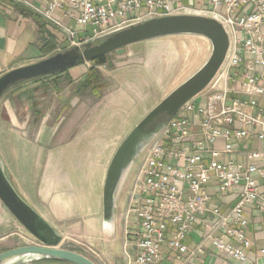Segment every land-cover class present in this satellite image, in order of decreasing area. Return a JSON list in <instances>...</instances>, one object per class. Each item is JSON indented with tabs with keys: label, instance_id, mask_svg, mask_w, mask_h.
Segmentation results:
<instances>
[{
	"label": "built area",
	"instance_id": "obj_1",
	"mask_svg": "<svg viewBox=\"0 0 264 264\" xmlns=\"http://www.w3.org/2000/svg\"><path fill=\"white\" fill-rule=\"evenodd\" d=\"M9 1L59 29L67 48L165 16L199 15L222 26L228 47L220 67L132 164L121 213L123 259L186 264L209 243L237 264H257L247 257V229L248 207L264 215V0ZM231 192L235 202L222 211L213 199ZM193 226L202 236L189 247Z\"/></svg>",
	"mask_w": 264,
	"mask_h": 264
},
{
	"label": "rangeland",
	"instance_id": "obj_2",
	"mask_svg": "<svg viewBox=\"0 0 264 264\" xmlns=\"http://www.w3.org/2000/svg\"><path fill=\"white\" fill-rule=\"evenodd\" d=\"M210 51L207 39L193 35L133 44L96 66L103 85L100 97L82 91L83 79L47 82L30 88V98L17 100L13 123L0 120L5 173L18 194L60 234L59 249L102 264L113 247L112 256L122 264L120 226L115 221V241L102 227V186L109 162L132 128L193 75ZM134 171L132 166L124 179L120 210ZM10 230L15 234L0 241V252L37 243L19 224ZM8 231L0 230V237Z\"/></svg>",
	"mask_w": 264,
	"mask_h": 264
},
{
	"label": "water",
	"instance_id": "obj_3",
	"mask_svg": "<svg viewBox=\"0 0 264 264\" xmlns=\"http://www.w3.org/2000/svg\"><path fill=\"white\" fill-rule=\"evenodd\" d=\"M193 35L211 45L207 61L188 79L154 106L127 134L114 152L102 186V225L113 230L117 195L133 162L158 131L212 79L225 57L228 39L215 20L199 15H175L149 19L120 29L97 42L66 48L36 63L12 69L0 76V99L17 85L91 63L127 46L162 37ZM0 202L17 223L37 242L0 252V264H28L54 260L68 264H95L73 251L59 249L60 234L15 190L0 157Z\"/></svg>",
	"mask_w": 264,
	"mask_h": 264
},
{
	"label": "crops",
	"instance_id": "obj_4",
	"mask_svg": "<svg viewBox=\"0 0 264 264\" xmlns=\"http://www.w3.org/2000/svg\"><path fill=\"white\" fill-rule=\"evenodd\" d=\"M67 47V39L59 29L36 16L30 9L24 6L16 5L9 0H0V76L12 69L30 65L48 58ZM128 47L129 46L122 49ZM85 67V64H82L65 70V72L62 71L54 75L37 78L17 85L0 99V120H8L10 123L14 122L16 117L15 113L17 111L15 103H17L19 99L26 100V98H30L27 96L31 92L30 88L45 86L47 82L57 85L60 80H66L68 83H77L82 81V79L84 80L88 70L85 69ZM235 194L236 193L231 192L222 198L216 197L213 199V202L217 204L222 211H226L235 202ZM123 210H120L117 204L116 212L117 214L119 212L120 219L118 220L116 218V224L121 228L122 245L125 240L124 223L121 216ZM248 210L249 225L247 237L251 240L252 246L247 250V257L250 260L255 259L257 264H264V257H257V251L264 248V215L253 207H248ZM16 224H18L17 221L0 202V230L9 229L8 234L0 237V241L15 234L13 231L10 232V229H16ZM107 234V236L113 235L114 241L116 240L115 227L113 230L107 231ZM201 236L202 231L200 228H198V226H193L185 243L189 247H192L200 240ZM131 241L132 239L128 238V242L131 245L129 254L133 257L135 249L132 247ZM112 249L113 247H110L107 250V255L103 254L102 264H120L118 261L119 259L117 260V258L112 256ZM122 260V264H126L123 259V254ZM186 264L237 263L225 257L223 253L214 250L209 243H206L205 253L199 255L197 259H191Z\"/></svg>",
	"mask_w": 264,
	"mask_h": 264
},
{
	"label": "trees",
	"instance_id": "obj_5",
	"mask_svg": "<svg viewBox=\"0 0 264 264\" xmlns=\"http://www.w3.org/2000/svg\"><path fill=\"white\" fill-rule=\"evenodd\" d=\"M108 55L98 58L97 60L91 62L92 67L88 69L87 75L81 84V89L83 92L93 93L95 96L100 97V90L103 89V85L100 82V77L96 71V66L105 64L107 62ZM65 72V71H63ZM34 264H68L54 260H43Z\"/></svg>",
	"mask_w": 264,
	"mask_h": 264
},
{
	"label": "flooded vegetation",
	"instance_id": "obj_6",
	"mask_svg": "<svg viewBox=\"0 0 264 264\" xmlns=\"http://www.w3.org/2000/svg\"><path fill=\"white\" fill-rule=\"evenodd\" d=\"M123 183H124V182H123ZM122 185H123V184H122ZM121 190H122V186H121V188H120V190H119V193H118V195H117V204H118V200H119V196H120ZM126 196H127V194H126Z\"/></svg>",
	"mask_w": 264,
	"mask_h": 264
},
{
	"label": "bare ground",
	"instance_id": "obj_7",
	"mask_svg": "<svg viewBox=\"0 0 264 264\" xmlns=\"http://www.w3.org/2000/svg\"><path fill=\"white\" fill-rule=\"evenodd\" d=\"M104 230H105V231H109V228H108V227H105Z\"/></svg>",
	"mask_w": 264,
	"mask_h": 264
}]
</instances>
